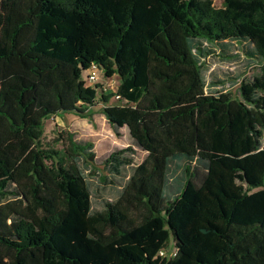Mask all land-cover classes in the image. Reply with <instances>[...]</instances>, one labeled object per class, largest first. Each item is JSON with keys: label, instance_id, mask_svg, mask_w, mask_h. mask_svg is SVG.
Listing matches in <instances>:
<instances>
[{"label": "trees", "instance_id": "16d2710c", "mask_svg": "<svg viewBox=\"0 0 264 264\" xmlns=\"http://www.w3.org/2000/svg\"><path fill=\"white\" fill-rule=\"evenodd\" d=\"M222 2L0 0V264H240L264 232V0ZM239 53L262 67L237 98L205 68ZM95 64L112 95L87 86ZM97 105L148 156L106 160L98 178L120 192L95 212L93 145L62 131L66 168L41 139Z\"/></svg>", "mask_w": 264, "mask_h": 264}, {"label": "rangeland", "instance_id": "374dc122", "mask_svg": "<svg viewBox=\"0 0 264 264\" xmlns=\"http://www.w3.org/2000/svg\"><path fill=\"white\" fill-rule=\"evenodd\" d=\"M222 0H214L217 8L222 7ZM85 34L92 36L86 38V47L91 48L98 38L102 35L98 32V26L94 22L85 19ZM93 38V39H92ZM237 49V48H234ZM98 47H95V52ZM235 54L238 53L234 51ZM96 65V64H95ZM262 64H254L253 60L244 53H239L235 58L210 57L207 60L205 68V78L208 83L216 87L214 90H226L233 96L239 98L240 87L245 81L252 80L261 72ZM89 71L83 73L84 78L88 77ZM101 84L105 85L107 92L105 95H112L119 85V78L116 73L106 74L103 69L99 72ZM88 84V87H93ZM225 87V88H224ZM114 99L111 101L113 102ZM101 106L93 108V118L74 119L63 117L51 118L44 122L42 127L41 145L47 149L56 152L60 157L66 160V168L69 161L64 153V146L58 141L62 131L75 135L76 143L79 145L92 144L96 160L95 168L99 171V176L92 175L85 171L88 183L92 192L93 211H101L104 208L105 201L114 202L119 195L120 189L104 184L103 180L98 178L106 176L104 163L117 151L133 147L136 151L134 158L135 165L142 164L147 154L138 145L133 142L130 132L127 128H115L108 121L101 111ZM83 166V165H82ZM84 167V166H83ZM248 253H247V252ZM171 252V249L169 250ZM240 264H264V232H257L245 242L240 250Z\"/></svg>", "mask_w": 264, "mask_h": 264}, {"label": "built area", "instance_id": "2783aa9c", "mask_svg": "<svg viewBox=\"0 0 264 264\" xmlns=\"http://www.w3.org/2000/svg\"><path fill=\"white\" fill-rule=\"evenodd\" d=\"M99 72H100V68L97 65H93L89 70L88 77L86 78V83H87V86L88 84H93L94 85L93 87L97 85H102L104 88V93H105L107 92V89L105 85L101 84L102 82L100 81ZM119 98H120L119 96L116 97V99H119Z\"/></svg>", "mask_w": 264, "mask_h": 264}, {"label": "crops", "instance_id": "0c3cea01", "mask_svg": "<svg viewBox=\"0 0 264 264\" xmlns=\"http://www.w3.org/2000/svg\"><path fill=\"white\" fill-rule=\"evenodd\" d=\"M120 84V83H119ZM119 86V85H118ZM117 86V87H118ZM94 111H91L90 113L92 114V116H90V117H88L87 119H89V118H93L94 117V113H93ZM66 117L67 118H74V119H83V118H81V117H78V116H76V115H72V114H68V115H66ZM121 129H123V128H121ZM128 129V128H127ZM133 140V139H132ZM133 142H134V140H133ZM145 152V151H144ZM146 154H147V156H148V153L147 152H145Z\"/></svg>", "mask_w": 264, "mask_h": 264}]
</instances>
